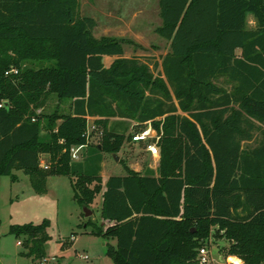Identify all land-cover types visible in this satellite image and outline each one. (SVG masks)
Instances as JSON below:
<instances>
[{
    "label": "trees",
    "instance_id": "16d2710c",
    "mask_svg": "<svg viewBox=\"0 0 264 264\" xmlns=\"http://www.w3.org/2000/svg\"><path fill=\"white\" fill-rule=\"evenodd\" d=\"M158 10L170 52L151 69L125 57L121 41H97L79 0H0V177L15 182L21 171L41 195L48 177L67 176L83 208L100 194L107 225L88 223L115 241L113 264H198L212 231L226 256L264 264V0H158ZM28 61L40 65L22 68ZM50 94L69 102L67 113H36ZM89 120L98 146L88 143ZM112 120L162 132L158 176L125 169L102 182V153L124 142ZM256 132L258 144L245 148ZM81 146L83 159L72 161ZM48 227L9 234L40 261Z\"/></svg>",
    "mask_w": 264,
    "mask_h": 264
},
{
    "label": "rangeland",
    "instance_id": "374dc122",
    "mask_svg": "<svg viewBox=\"0 0 264 264\" xmlns=\"http://www.w3.org/2000/svg\"><path fill=\"white\" fill-rule=\"evenodd\" d=\"M79 14L81 17H90L95 21L93 37L97 41L101 39L121 41L125 57L136 56L151 69L155 62L161 63L170 52L169 43L156 33V29L161 26L158 0H79ZM246 24L248 29L255 28V21L251 15L247 16ZM109 62L106 60L105 64ZM39 65V62L28 61L21 66L30 69ZM68 108V101L60 100L54 94H50L44 106L36 113L47 115L55 112L67 113ZM133 126L134 122L110 121V129L122 133L124 142L118 153H102L100 176L103 183L110 176H127L126 170L141 176L159 175V141L162 132L157 134L154 130L156 134L154 142L157 143L158 154L151 156L144 144L130 141L129 136L135 131ZM45 134L42 132V136ZM87 134L90 146L100 144L102 133L92 126L91 121L88 123ZM261 138L262 135L256 132L254 140L245 143L244 147L248 149L255 147ZM84 152L85 149L80 151V159H83ZM113 156H117V161H114ZM47 162L48 155L41 154L39 164L46 165ZM12 174L16 177L15 182H12L10 177H0L1 264H40L39 260L21 255L25 252L21 246H18L21 240L10 235L9 228L13 225H38L44 220L49 222L47 229L49 240L44 245V258L51 263L113 264L106 256V250L109 246L115 248V241L92 234V224L97 227L107 225L101 219L100 194L96 196L92 205L87 207L91 211V216L86 218L83 207L74 199L71 181L67 176L48 177L47 192L40 195L34 193L28 177L23 172L13 171ZM213 233L212 231L202 245L208 247L215 258L221 256L226 259L229 257L226 256L228 245ZM241 262L244 264L242 260Z\"/></svg>",
    "mask_w": 264,
    "mask_h": 264
},
{
    "label": "built area",
    "instance_id": "2783aa9c",
    "mask_svg": "<svg viewBox=\"0 0 264 264\" xmlns=\"http://www.w3.org/2000/svg\"><path fill=\"white\" fill-rule=\"evenodd\" d=\"M10 73H16L15 70L10 71ZM8 73H6L7 75ZM1 107V105H0ZM156 137L155 131L151 128L150 125L138 133H133L131 135V142L132 143H142L145 145V149L147 152L150 153L151 156H157L158 154V147L157 143L154 142V138ZM84 147H72L70 149V156L72 161H78L80 159V151L83 150ZM43 170H48V166L45 164L40 165ZM20 246V242L18 243ZM198 264H242L241 260L237 257H227L222 258L221 256L215 258L208 247L203 246L199 249L198 257H197ZM54 264L51 263L48 259H41L40 264Z\"/></svg>",
    "mask_w": 264,
    "mask_h": 264
},
{
    "label": "water",
    "instance_id": "95a60500",
    "mask_svg": "<svg viewBox=\"0 0 264 264\" xmlns=\"http://www.w3.org/2000/svg\"><path fill=\"white\" fill-rule=\"evenodd\" d=\"M113 159H114V161H117V156H113ZM83 213H84V216L86 217V218H88V217H90L91 216V211L90 210H88L87 208H83ZM1 264V263H0Z\"/></svg>",
    "mask_w": 264,
    "mask_h": 264
},
{
    "label": "crops",
    "instance_id": "0c3cea01",
    "mask_svg": "<svg viewBox=\"0 0 264 264\" xmlns=\"http://www.w3.org/2000/svg\"><path fill=\"white\" fill-rule=\"evenodd\" d=\"M106 60H109L110 62L108 63V64H105V61ZM113 59L112 58H104V64H105V66H107V65H109L110 63H111V61H112ZM89 121H92V120H89ZM254 140V139H253ZM259 141V140H258ZM251 142V141H250ZM250 142H248V143H250ZM257 144H258V142H257ZM254 148V147H253Z\"/></svg>",
    "mask_w": 264,
    "mask_h": 264
}]
</instances>
